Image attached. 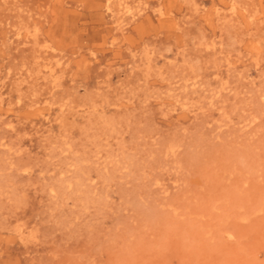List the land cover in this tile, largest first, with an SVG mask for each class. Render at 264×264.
Returning a JSON list of instances; mask_svg holds the SVG:
<instances>
[{"label": "rangeland", "instance_id": "374dc122", "mask_svg": "<svg viewBox=\"0 0 264 264\" xmlns=\"http://www.w3.org/2000/svg\"><path fill=\"white\" fill-rule=\"evenodd\" d=\"M0 264H264V0H0Z\"/></svg>", "mask_w": 264, "mask_h": 264}]
</instances>
